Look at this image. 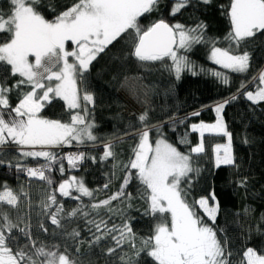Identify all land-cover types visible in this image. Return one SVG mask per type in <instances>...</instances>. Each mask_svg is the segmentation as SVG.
I'll use <instances>...</instances> for the list:
<instances>
[{
	"label": "snow or ice",
	"instance_id": "6c2138e0",
	"mask_svg": "<svg viewBox=\"0 0 264 264\" xmlns=\"http://www.w3.org/2000/svg\"><path fill=\"white\" fill-rule=\"evenodd\" d=\"M163 0H77L72 6L55 15L53 19H46L38 11L41 0H9L10 11L5 16L0 12V37H7L0 42V67H9L12 76L19 75L20 79L11 87L0 83V157L8 145H15L21 159L43 158L45 163L37 167H29L18 159L14 163L8 162L7 167H15L18 173H26L29 178H37L49 187L53 184L51 172L54 165H59V172L64 173V160H67L70 169H76L85 159L96 161L94 156H86L83 152L59 155L54 149L70 146L75 142L84 145L86 142H97L94 135L96 127L89 111L94 108L95 97L87 91V77L91 73L93 63L98 57L109 49L110 45L119 39L128 38L131 51L127 54L144 65L146 63L165 62L167 71L176 80L182 73L197 74V66L189 60L188 52L197 44L210 45V59L224 69L236 74H246L250 68L251 56L245 50L240 52L242 44L258 33L264 34V0H231L227 11L230 22V31L222 38L226 48L217 47V38H206L207 25L203 22L194 27L185 26L179 22L170 24L160 18L146 27L139 23L141 17L159 12ZM200 3L210 4L211 0H199ZM192 0H175L170 8V16H175L189 6ZM49 10L55 12L49 6ZM71 42L74 47L68 50L66 45ZM33 56L34 61L29 57ZM72 58L71 62L69 58ZM205 69L200 68L199 72ZM210 74L221 83L228 86L229 77L220 71H211ZM136 77H124L125 83L136 80ZM259 80L255 90L244 93V97L253 105L264 102V70L258 77L253 76L252 81ZM22 86H30L29 91H22ZM246 87L241 84L240 89ZM17 91L18 103L12 107L9 95ZM141 103L145 111L136 117L139 128H134L124 135H132L138 142L132 149L133 157L126 164L116 163L117 153L114 151V141L108 140L103 144V154L100 160L114 161L112 164L113 176L115 169L122 167L126 170L119 190L108 198L98 202L83 205L82 197H94V190L89 189L83 179L71 176L58 186V189L49 192L42 201V213L51 225L60 232L53 231L52 235H65L77 241L79 253L80 232L73 229L67 233L62 220L71 219L78 215L85 218L87 230L91 236L89 247L99 246L102 241L110 239L113 247L107 248V254L116 253L128 245L129 253L121 251L119 264H139L141 254L154 259L157 264H230L232 253L228 250L227 238L222 242L217 235L215 225L220 212V202L214 190L209 196L194 198L188 202V195L193 184V176H199L201 169L193 166L192 157L205 154L204 138L209 136H222L225 143L213 146L214 167L222 166L239 168L233 150V133L223 118L225 107L238 98L233 94L214 106L216 115L214 122L199 121L191 123L183 134L177 133V142L189 146L187 153L181 152L176 145L165 138L164 125L176 132L177 125H183L193 117H199L196 111L184 117L173 115L163 122L150 123L149 111L151 105L148 92L144 93ZM60 98L66 103L70 111L69 122L46 119L39 115L45 104L53 99ZM74 110V111H73ZM7 116V119L5 117ZM150 133L157 137L153 144ZM198 134L197 143L192 145L189 136ZM123 137H118L121 140ZM248 141L245 139L244 143ZM5 161L0 159V165ZM132 170H136L133 173ZM48 173V175H46ZM141 185V199L148 207L145 216L154 219L153 234L148 237H139L133 231L131 218L121 216V224H108V219H88L90 213L100 216V210L112 212L113 201H128L131 207L132 193L126 192L133 179ZM246 185V178L239 182ZM184 185V186H182ZM109 184L103 185L108 189ZM78 193L73 196L72 190ZM56 191L62 197H71L81 201V204L67 212L63 203L57 201ZM21 195L27 198L28 194L21 189ZM209 197L212 203L209 202ZM7 204L18 209L19 196L5 183L0 191V205ZM29 208L31 202L28 201ZM53 206H55L54 211ZM196 207L203 215H198ZM87 209V210H85ZM251 209L245 207L243 214L249 216ZM28 216L19 217L22 223ZM205 217L211 224L205 222ZM264 223V214L260 217ZM39 231L48 232L43 221L38 222ZM94 229V231H93ZM14 230L19 237L26 239L21 245L19 237L13 235ZM223 232V229L219 230ZM260 232V224L256 225ZM264 234V233H261ZM9 241L15 245L10 246ZM59 245H48L33 239L30 217L29 223L23 227L14 222L7 212L0 207V264H77L65 253L58 251ZM103 251V249H102ZM244 259L241 264H264V255L254 248L248 247L243 252Z\"/></svg>",
	"mask_w": 264,
	"mask_h": 264
},
{
	"label": "trees",
	"instance_id": "16d2710c",
	"mask_svg": "<svg viewBox=\"0 0 264 264\" xmlns=\"http://www.w3.org/2000/svg\"><path fill=\"white\" fill-rule=\"evenodd\" d=\"M75 2L77 0H41L42 6L37 10L46 19L51 20ZM230 3L231 0H211L210 4L192 0L189 6L173 17L169 12L174 2L163 0L159 12L154 11L150 15L146 14L140 18L139 23L142 27H146L163 18L170 24L179 22L185 26L194 27L197 23L203 22L207 25L206 38H217L216 46L226 48L228 45L222 38L231 28L227 16ZM49 6L54 8L55 12L50 11ZM9 11V0H0V12L6 16ZM6 39L7 37H0V42ZM73 46L71 42H68V48L71 49ZM245 50L251 56L249 71L246 74H236L210 61V45L197 44L191 51L181 52L197 66V74L193 75L186 71L182 73L179 80H176L165 67L168 61L141 65L134 57L127 55L131 51L127 37L114 42L93 63L91 73L87 77V91L95 97L94 108L90 106L89 111L90 118L96 124L93 133L98 137L97 142H86L84 145L75 144L72 149L65 147L54 149L59 155L83 152L86 156L96 157V161L85 159L78 168L70 169L67 160H64L65 171L63 174L58 170L59 165H54L51 172L53 184L49 187L37 178L27 177L26 173H18L15 167H7L8 162L14 163L18 159L29 167H37L45 163L43 158L21 159L15 150V145L10 144L5 154L0 157L5 161L4 165H0V191H3V185L6 183L19 196V205L18 209H13L7 204H2L0 207L9 214L14 222L20 223L21 227L29 223L30 217L33 239H37L38 244L43 242L49 247L59 245L58 251L67 254L77 264H119L118 258L122 250L131 255L128 245H124L122 250L117 249L116 253L112 255L107 254V248L114 246V242L110 239L102 241L99 246L89 247L88 241L91 236L87 230L85 218L78 215L75 218L62 220L67 233H71L73 229L80 232V237L77 238L81 241L78 253L76 240L65 235H52L54 230L60 232V229H55L47 217L38 216L42 213V201L46 199L49 192L58 189L59 184L65 179H70L71 176L83 179L84 184L94 190L93 198L82 197V203L86 206L106 199L119 190L126 170L118 167L115 169V176L112 175L114 161L111 158L103 162L100 160L104 151L103 144L108 140L114 141V151L117 153L116 163L126 164L133 157L132 149L138 140L132 135L124 134L133 131V127H140L136 117L146 110L141 103L145 98V92H148V100L151 105L148 109L150 123L163 122L173 115L184 117L196 111L200 112L199 117H193L183 125L178 124L176 132L170 131L167 124L164 125L165 138L183 153L188 152L190 145L179 144L177 133L182 135L184 131L188 130L191 123L214 122L216 115L212 106L230 98L233 94H238V98L225 107L223 118L228 130L233 133V150L239 168L228 166L215 168L213 146L217 143H225L226 138L206 135L204 138L205 154L192 157L193 166L199 167L201 171L199 176H193L188 202L192 203L194 198L209 196V193L214 190L216 198L220 202V212L213 227L217 229V235L222 242L225 237L227 238V247L232 253L229 258L230 264H241L244 259L243 252L248 247H252L259 254L264 255V234H261L264 233V223H260V217L264 214V102L253 105L244 97V93L253 88L258 81V79L252 81L251 78L258 77L261 70H264V34L258 33L242 44L239 51ZM200 68L205 71L199 72ZM211 71H220L227 75L230 84L226 86L221 83L220 79L210 74ZM126 76L138 79L125 83L124 77ZM19 79L18 74L16 76L10 74V66L0 67V83L6 82V86L11 87ZM242 83L246 87L238 93ZM21 90L26 92L31 89L30 86H22ZM18 96L17 91H13L9 95L12 107L18 103ZM70 114L65 102L60 98H55L45 104L39 113L43 118L61 120L62 122H69ZM118 137H123V139L117 140ZM156 138L155 133H150L153 144ZM245 139L248 141L247 143H244ZM189 140L192 145L196 144L198 134L192 133ZM132 171L135 173L136 170ZM245 178L246 185L242 187L239 182ZM105 183L109 184L108 189L103 188ZM21 189L28 194L27 198L20 194ZM126 192L132 193L131 207H127L128 201L123 203L113 201L112 212L101 209L100 216L90 213L88 219L99 220L101 217L108 219L110 216L108 224L111 226L113 222L121 224L123 222L121 216L125 219L131 218L133 231L138 237L137 246H139V237L152 235L153 225L156 221L144 215L148 205L141 199L142 189L138 180L134 178ZM72 193L73 196L78 195L75 189L72 190ZM56 196L57 201L64 205L65 217L67 212L81 204V201L71 197H62L58 191H56ZM28 201L31 202L30 208ZM209 202L212 203L210 197ZM245 207L252 210L249 216L243 214ZM54 209L55 206L52 210L54 211ZM195 211L198 215H203L199 207H196ZM25 213L28 216L21 223L19 217L25 216ZM40 220L48 228L47 233L38 230L37 225ZM205 222L211 224L207 217H205ZM258 223L260 232L256 231ZM220 229H223V232H220ZM13 235L19 237L16 230ZM26 242L25 238L19 237L21 245ZM9 244L15 248L11 241ZM139 264H157V262L142 253Z\"/></svg>",
	"mask_w": 264,
	"mask_h": 264
},
{
	"label": "rangeland",
	"instance_id": "374dc122",
	"mask_svg": "<svg viewBox=\"0 0 264 264\" xmlns=\"http://www.w3.org/2000/svg\"><path fill=\"white\" fill-rule=\"evenodd\" d=\"M66 47H67V45H66ZM74 47V46H73ZM68 48V47H67ZM72 49V48H71ZM70 48H68V50H71ZM29 59H30V61H34V57L33 56H30L29 57ZM209 59H210V54H209ZM69 60H70V62H71V60H72V58L70 57L69 58ZM210 61H212L211 59H210ZM213 63H214V61H212ZM221 66V65H220ZM259 86V80L257 81V83L254 85V87L253 88H251L250 90H255V88L256 87H258ZM66 104V103H65ZM5 119H7V116L5 117ZM76 143L75 142H73V144L72 145H70V146H64L65 148H69V149H72V148H74V145H75ZM79 145V144H78Z\"/></svg>",
	"mask_w": 264,
	"mask_h": 264
},
{
	"label": "water",
	"instance_id": "95a60500",
	"mask_svg": "<svg viewBox=\"0 0 264 264\" xmlns=\"http://www.w3.org/2000/svg\"><path fill=\"white\" fill-rule=\"evenodd\" d=\"M168 1L175 2V0H168Z\"/></svg>",
	"mask_w": 264,
	"mask_h": 264
}]
</instances>
